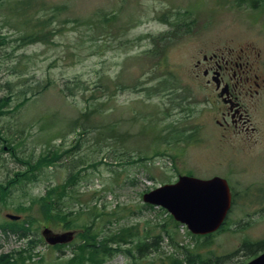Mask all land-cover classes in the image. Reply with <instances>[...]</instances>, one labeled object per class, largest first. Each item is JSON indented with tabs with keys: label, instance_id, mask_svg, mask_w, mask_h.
I'll return each mask as SVG.
<instances>
[{
	"label": "rangeland",
	"instance_id": "374dc122",
	"mask_svg": "<svg viewBox=\"0 0 264 264\" xmlns=\"http://www.w3.org/2000/svg\"><path fill=\"white\" fill-rule=\"evenodd\" d=\"M25 1L0 0V99L9 100L0 115V257L8 256L7 264H69L94 220L88 234L99 240L120 228L163 225L169 216L145 207L143 195L191 174L226 178L234 209L209 239L173 222L167 228L208 264L216 256L221 264L246 263L241 244L264 240V104L256 114L260 134L223 139L214 98L198 84L193 64L225 46L252 44L264 57V11L250 3L222 8L223 0H34L30 7ZM39 18L53 33L31 43L24 38ZM54 152V162L38 165ZM69 175L76 176L74 187L53 199L74 213L76 235L52 248L43 229L68 228L44 219L31 202L49 188L62 192ZM9 214L22 217L25 231L5 230L14 222ZM163 237L162 248L143 258L122 252L103 264L183 259Z\"/></svg>",
	"mask_w": 264,
	"mask_h": 264
},
{
	"label": "flooded vegetation",
	"instance_id": "af4514ba",
	"mask_svg": "<svg viewBox=\"0 0 264 264\" xmlns=\"http://www.w3.org/2000/svg\"><path fill=\"white\" fill-rule=\"evenodd\" d=\"M223 3L224 8L231 9L250 3L255 12L264 11V0H226ZM193 68L199 70L196 80L200 87L214 98L211 109L223 139L244 137L249 141L261 133L263 121L257 120L256 114H261L264 104V57L258 48L252 44L246 48L225 46L209 55L203 54ZM241 245L248 261L261 254V250L251 249L263 248L261 242L244 241Z\"/></svg>",
	"mask_w": 264,
	"mask_h": 264
},
{
	"label": "trees",
	"instance_id": "16d2710c",
	"mask_svg": "<svg viewBox=\"0 0 264 264\" xmlns=\"http://www.w3.org/2000/svg\"><path fill=\"white\" fill-rule=\"evenodd\" d=\"M34 0H26L25 6H32V2ZM25 20L24 23L28 24L32 21L31 17L29 15L24 16ZM111 18L107 17L105 18V22L110 21ZM45 18H39L38 20H35V24H33V34L28 33L24 39L31 38V43H34L37 41H45L48 40V33L52 34V31L47 30V23ZM46 24V27H45ZM8 99L2 98L0 99V115L3 113V108L8 107ZM57 152H54L52 154H49V156H43L41 158V161L38 163L39 166L47 164L45 162V159H49L54 162V159L56 158ZM59 160V159H58ZM56 160V161H58ZM84 168H80V171H83ZM30 170L22 171V176L24 177L23 181H26L28 179ZM76 176L75 175H69V178L67 181L60 185L62 192H57L56 190L49 188L44 196H41L39 198H36L32 200L31 206L33 204H37L38 206V212L42 214V217L44 219L52 220V221H59V226L63 228H70L72 229L74 227V220L72 219V216L74 213H68L66 211V207L63 204L59 203V199H53L54 195H57L59 198H62L64 196H67L66 190L69 187H74V180ZM1 187V185H0ZM72 193L74 195H79V192L76 190H73ZM145 207L152 208L150 205H145ZM24 208L21 207L18 211H23ZM96 220L92 221L89 225V228L87 229L85 234H80L82 238H84V243L80 244L78 246V254L70 259L69 264H103L105 262L106 258H111L113 256H116L120 253H124L125 255H129L132 258L138 259L143 258L144 256L153 253L154 251L161 249L162 244L164 243V237L163 233H167L170 239V245L179 247L182 249L183 253H185V257L182 259L178 255L173 254L169 256V264H194L195 262H198L199 264H208V260L206 258H202L200 254H195L193 250L188 247L187 245H182L178 240L179 233L177 230L175 233H172L168 228V223L173 222L176 224V226H179V223L175 222L174 219L169 216L168 221L163 225H156L153 227H150L146 229L144 232L138 229L137 225L132 227H126V228H120L115 231L111 232V236L106 238L105 240H99L97 235L95 234H88L90 230H95L96 228ZM11 223V222H8ZM12 226L6 225L5 230L7 227L15 228L14 225L19 226L21 225V229L25 231V228L23 227L25 225V222L18 223L13 222ZM29 228L26 229L28 231ZM13 231V230H12ZM85 231V230H84ZM101 232L98 233V235ZM88 234V235H87ZM195 238V236H193ZM58 247H64V246H56ZM217 263H221L222 260L220 258L216 260ZM0 263L7 264L8 263V256H1L0 257Z\"/></svg>",
	"mask_w": 264,
	"mask_h": 264
},
{
	"label": "water",
	"instance_id": "95a60500",
	"mask_svg": "<svg viewBox=\"0 0 264 264\" xmlns=\"http://www.w3.org/2000/svg\"><path fill=\"white\" fill-rule=\"evenodd\" d=\"M145 203L167 209L173 217L186 224L193 234L207 235L217 231L226 219L231 206V193L226 180L215 177L202 180L180 177L175 184L159 187L143 197ZM17 220L19 217L8 215ZM73 231L54 233L46 228L43 236L51 245L73 240ZM249 264H264V254Z\"/></svg>",
	"mask_w": 264,
	"mask_h": 264
}]
</instances>
